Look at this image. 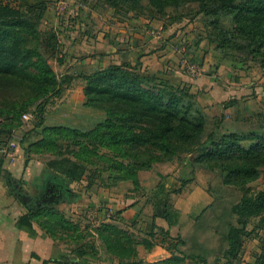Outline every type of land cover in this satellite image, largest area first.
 Instances as JSON below:
<instances>
[{
  "label": "trees",
  "instance_id": "obj_1",
  "mask_svg": "<svg viewBox=\"0 0 264 264\" xmlns=\"http://www.w3.org/2000/svg\"><path fill=\"white\" fill-rule=\"evenodd\" d=\"M98 1L126 12H143L148 8L153 16H168L177 13L189 2H197L200 11L213 18L208 25L212 28L208 30V40L222 54V60H251L264 68V0ZM48 3V0H0V95L8 96L0 105V150L9 147L13 131L21 125L22 114L33 108V126L23 131L17 145L24 152L25 168L31 161V154L52 152L56 157L38 164L30 182L37 176H45L50 170L60 173L69 183L81 184L86 180L84 191L66 190L59 200L81 208L84 205L93 208L92 201L84 203V200L86 190L100 176L98 162L101 161L112 162L111 167L107 166L111 173L124 174L134 181L135 192L127 195V198L143 195L144 187L140 186L139 172L151 169L153 162L164 160L163 155L171 160L186 153L184 159L191 165H216L227 171L225 182L233 183L243 190L240 201L232 207L227 231L228 247L224 252L226 261L222 264L238 262L252 232L248 229L251 220L259 217L256 228L264 230V190L250 193L247 187L248 182L257 177L253 158L264 153V134H240V137L233 133L221 134L218 140L215 136L220 131L217 130L209 138L201 140L202 123L195 125L185 117H180L179 107L191 97L189 90L160 80L158 74L142 73L127 64L112 62L103 67L99 63H91L90 71L81 68L74 76L68 70L58 76L50 60L65 66L72 61V52L63 53L55 29H41V24L49 14ZM75 78L85 81L86 106L102 109L107 116L97 123L96 128L85 131L46 126L49 100L61 96L64 85ZM60 140L67 141L64 142L66 146L60 145ZM240 140H253L254 143L246 145ZM103 149L114 151L118 158L131 157L132 160L117 161L102 154ZM153 150L159 152L161 157L154 158ZM234 154H237L236 158L227 160L228 156ZM214 161L216 163H210ZM5 166V158L0 154V178L3 175L12 176ZM90 166H95V169L92 170ZM190 181L192 179H184L178 189L165 193L163 187L151 186L152 189H159V192H155L149 236L137 238L122 228L120 223L116 225L112 222L101 223L96 228V235L86 242H83L82 236L77 240L71 234L67 235L75 242L70 251L80 258L77 264H99L100 261L114 260L117 264H155L146 260L138 249L144 246L146 255L155 244H161L171 254L160 263L210 264L201 254L182 252L180 245L185 242L173 237L170 227L157 223L158 219H163L170 226L173 225L170 196L180 193ZM9 195L24 206L25 213L20 220L28 228L33 227L35 221L54 239L59 229L79 230L77 225L56 209L58 203L40 202L38 205L34 197L31 202H25L13 183H9ZM101 209L99 207L97 211ZM255 257L253 264H264V237Z\"/></svg>",
  "mask_w": 264,
  "mask_h": 264
},
{
  "label": "rangeland",
  "instance_id": "obj_2",
  "mask_svg": "<svg viewBox=\"0 0 264 264\" xmlns=\"http://www.w3.org/2000/svg\"><path fill=\"white\" fill-rule=\"evenodd\" d=\"M48 2L49 14L47 20L41 24V29H55L59 34L63 53L71 51L73 55L70 56L72 61L65 66L50 60L58 76L68 70L74 76H77L81 68L90 71L91 63H99L103 67L112 62L127 64L138 68L142 73L158 74L160 80L189 90L191 97L179 107L180 117H185L195 125L202 123L201 140L209 138L217 130L220 131L215 136L218 140L221 134L233 133L238 137L240 134H264V68L251 60H222V54L208 40V30L212 29L208 25L213 18L201 12L197 2H189L177 13L168 16H153L148 8L143 12L115 10L98 0ZM144 5L147 3L144 2ZM122 30L125 34L124 42L123 46H119ZM121 49L123 51L118 53ZM84 87L85 81L75 78L64 85L61 96L49 100L46 126L65 127L73 129L72 131L91 130L98 126L97 123L107 116L106 112L86 106ZM7 98L6 95H0V105ZM32 111L33 108H30L22 114L21 125L13 131L9 147L0 150L5 159L18 154L25 159L23 150L17 145L23 131L33 126ZM25 115L28 117L25 118ZM1 120L0 117V123ZM142 126L145 125H137ZM240 141L246 145L254 143L253 140ZM64 142L67 141H59L60 145L66 146ZM101 153L117 161L132 160L131 157L118 158L114 151L103 149ZM152 155L154 158L161 157L155 150ZM186 155L183 153L171 160L163 155L164 160L153 162L151 169L139 172L138 180L140 186L144 187V193L136 198L126 197L135 192V183L131 178L117 172L111 173L107 166L111 167L112 162H98L101 167L100 176L86 190L84 200V203L92 201L93 208L87 205L81 208L66 201L59 202L56 209L77 225L79 230L59 229L54 237L59 243L68 245L66 249L69 250L75 242L67 235L71 234L77 240L82 236L83 242L89 241L96 235V228L104 222L116 225L120 223L122 228L137 238L149 236L155 192H159V189H152L151 186L163 187L165 193L178 189L184 179H192L180 193L170 196L173 225L170 226L163 219H158L157 223L166 228L170 227L171 235L185 242L180 245L182 252L201 254L210 264L224 263L232 207L240 201L243 190L233 183L225 182L226 170L203 163H193L192 166L184 159ZM236 156L237 154L228 156L227 160H233ZM30 157L27 167L32 165L31 172L27 171L21 194L34 197V201H38L48 188L55 192L62 189V193L72 188L75 191L84 189L86 180L81 184L69 183L64 176L52 170L30 182V176L36 172L38 164L56 155L42 152L31 154ZM253 163L257 169V177L247 184L250 193L264 190V153L254 157ZM90 167L95 169V166ZM99 207L102 209L97 211ZM258 221L259 217L253 218L249 223L251 235L245 242L238 262L234 261L233 264L255 262V254L259 251L260 241L264 237V230L256 228ZM138 249L146 259L144 246H139ZM170 255L161 244H155L148 257L152 263L163 264L160 261ZM169 263L188 264L176 261Z\"/></svg>",
  "mask_w": 264,
  "mask_h": 264
},
{
  "label": "crops",
  "instance_id": "obj_3",
  "mask_svg": "<svg viewBox=\"0 0 264 264\" xmlns=\"http://www.w3.org/2000/svg\"><path fill=\"white\" fill-rule=\"evenodd\" d=\"M121 34L122 40L119 37V46H123L125 36L123 30ZM122 51L123 49L118 53ZM140 61L143 59L140 58ZM5 163L6 169L12 172V176L3 175L0 178V264H77L80 258L70 249H66L68 245L59 243L35 221L31 228L21 222L20 217L25 213V208L9 195V183L15 184L21 193V187L24 185L22 182L26 179L27 171L31 172L32 165L27 167L30 169L27 170L25 159L21 154L9 156L5 159ZM34 173L36 172L31 176ZM50 192L56 194L52 189ZM148 255L149 253L146 260L150 261ZM99 264H117V262L116 260L100 261Z\"/></svg>",
  "mask_w": 264,
  "mask_h": 264
},
{
  "label": "water",
  "instance_id": "obj_4",
  "mask_svg": "<svg viewBox=\"0 0 264 264\" xmlns=\"http://www.w3.org/2000/svg\"><path fill=\"white\" fill-rule=\"evenodd\" d=\"M69 190V189H67ZM55 202H52V203H59V200L61 198V195H62V189L58 190L57 192H55ZM21 197L22 199L25 201V202H31L32 201V197L31 196H27L25 194H21ZM47 198L45 197L43 200H41L42 202H46Z\"/></svg>",
  "mask_w": 264,
  "mask_h": 264
},
{
  "label": "flooded vegetation",
  "instance_id": "obj_5",
  "mask_svg": "<svg viewBox=\"0 0 264 264\" xmlns=\"http://www.w3.org/2000/svg\"><path fill=\"white\" fill-rule=\"evenodd\" d=\"M50 191H51V189L48 188L47 191H46V193L42 197H40L38 199V201H37V204L38 205H40V202H42L41 200H43L45 197L47 198V200H46L47 203L55 202V195L52 194V192H50ZM61 202H63V201H61Z\"/></svg>",
  "mask_w": 264,
  "mask_h": 264
},
{
  "label": "built area",
  "instance_id": "obj_6",
  "mask_svg": "<svg viewBox=\"0 0 264 264\" xmlns=\"http://www.w3.org/2000/svg\"><path fill=\"white\" fill-rule=\"evenodd\" d=\"M195 67V66H194ZM196 68V67H195ZM28 117V115H25V118H27Z\"/></svg>",
  "mask_w": 264,
  "mask_h": 264
}]
</instances>
